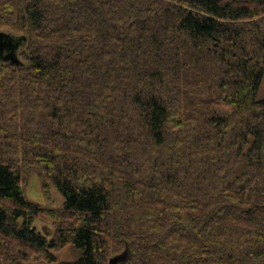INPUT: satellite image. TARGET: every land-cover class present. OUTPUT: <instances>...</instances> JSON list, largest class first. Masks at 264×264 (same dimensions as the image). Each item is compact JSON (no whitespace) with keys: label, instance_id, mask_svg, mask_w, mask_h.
<instances>
[{"label":"trees","instance_id":"16d2710c","mask_svg":"<svg viewBox=\"0 0 264 264\" xmlns=\"http://www.w3.org/2000/svg\"><path fill=\"white\" fill-rule=\"evenodd\" d=\"M17 4L0 7L28 45L0 65V240L20 250L2 264L69 244L64 264H264V0ZM29 170L61 209L26 199Z\"/></svg>","mask_w":264,"mask_h":264},{"label":"rangeland","instance_id":"374dc122","mask_svg":"<svg viewBox=\"0 0 264 264\" xmlns=\"http://www.w3.org/2000/svg\"><path fill=\"white\" fill-rule=\"evenodd\" d=\"M17 3L18 0H0V7H7L9 5H12L14 6V9L17 14L25 16V12L23 11V9L18 7ZM27 48L28 45L24 46L18 51V56L21 59V61L25 64V66L28 65V63L25 61L23 54L26 53ZM257 99L264 100V77L262 80V84ZM40 118L46 119V115L41 114ZM245 164L246 163L243 162L234 171L235 179H242V176L246 171ZM188 173H191V171H189ZM22 189L28 201L35 203L44 209L58 210L64 206V198L62 194L53 186L51 182H48L43 178L39 170L26 171L25 175L23 176ZM36 227L43 235H45L48 238V240H51L56 232L53 223L47 221L44 218L37 219ZM19 250L20 248L18 246H13L12 244L11 245L6 244L0 240V264H2V259L3 260L5 259L4 256H7L9 254H12V257L15 259L16 252H18ZM51 252L56 257L55 262L49 263L45 259H38L32 256L27 262V264L73 263L76 262L81 255V252L78 249H76L72 244L67 245L60 251L51 250ZM19 258L20 256L17 257V261H19L18 260Z\"/></svg>","mask_w":264,"mask_h":264},{"label":"water","instance_id":"95a60500","mask_svg":"<svg viewBox=\"0 0 264 264\" xmlns=\"http://www.w3.org/2000/svg\"><path fill=\"white\" fill-rule=\"evenodd\" d=\"M26 40L25 36H15L11 33L0 31V65L7 63L11 66H20L21 60L18 56V51ZM130 255V250L127 248L123 253L111 258L109 264L125 263Z\"/></svg>","mask_w":264,"mask_h":264},{"label":"bare ground","instance_id":"6f19581e","mask_svg":"<svg viewBox=\"0 0 264 264\" xmlns=\"http://www.w3.org/2000/svg\"><path fill=\"white\" fill-rule=\"evenodd\" d=\"M239 208V207H238Z\"/></svg>","mask_w":264,"mask_h":264}]
</instances>
